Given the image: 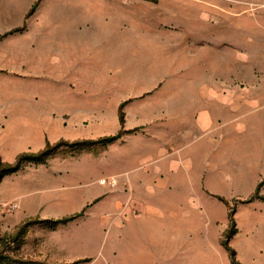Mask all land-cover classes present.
<instances>
[{
	"label": "crops",
	"instance_id": "0c3cea01",
	"mask_svg": "<svg viewBox=\"0 0 264 264\" xmlns=\"http://www.w3.org/2000/svg\"><path fill=\"white\" fill-rule=\"evenodd\" d=\"M134 7L0 0L1 161L118 136L4 175L0 230L77 216L87 264H232L231 232L239 264H264V86L242 101L238 72L167 71Z\"/></svg>",
	"mask_w": 264,
	"mask_h": 264
},
{
	"label": "rangeland",
	"instance_id": "374dc122",
	"mask_svg": "<svg viewBox=\"0 0 264 264\" xmlns=\"http://www.w3.org/2000/svg\"><path fill=\"white\" fill-rule=\"evenodd\" d=\"M134 5L137 13L142 12L144 23L157 26L153 41L159 43L160 64L163 55L171 56L167 71L238 72L240 100H246L247 85L257 88L255 95L263 94L264 0H134ZM162 48L168 55L160 52ZM115 79L112 77V82ZM115 86L112 83V92ZM116 112L122 120V107ZM111 139L63 142L57 147L48 146L42 153H25L18 161L22 166L39 165L61 147L72 155L83 150L99 154L118 138ZM2 170L4 166L0 165V174ZM100 184L110 185V192L118 191L116 182L113 185L106 178ZM75 219L31 220L0 230V264H87V258H73L71 253L85 247L74 242V227L68 224Z\"/></svg>",
	"mask_w": 264,
	"mask_h": 264
},
{
	"label": "trees",
	"instance_id": "16d2710c",
	"mask_svg": "<svg viewBox=\"0 0 264 264\" xmlns=\"http://www.w3.org/2000/svg\"><path fill=\"white\" fill-rule=\"evenodd\" d=\"M120 123L122 124L123 123V119L122 120H120ZM116 137V138H115ZM107 138H109V139H111L112 137L110 136V137H107ZM118 137L117 136H113V138L111 139V140H114V139H117ZM110 140V141H111ZM62 144V143H61ZM61 144H58V145H53V146H60ZM48 146H50V145H48ZM47 146V147H48ZM47 149V148H46ZM45 149V150H46ZM43 152V151H42ZM42 152H40V153H42ZM23 155V154H22ZM22 155H20L17 159H16V161L14 162V163H12V164H7V163H4V162H2L1 161V159H0V165L1 166H4V170H2L1 171V174H0V180H1V178L4 176V175H7V174H11V173H14V172H16V171H18L20 168H21V166L22 165H20V162L18 161V159L22 156ZM46 162V161H45ZM45 162H43V163H45ZM77 216H72V217H68V218H66V219H71V218H76ZM230 221H231V223H233V221H232V218L230 219ZM230 234H231V232L230 233H228L227 235H226V237H225V240H224V246L226 247V249H227V251H228V253H229V256H230V259H231V262H232V264H239L238 263V261L236 260V256H235V252H234V250H232L229 246H228V244H227V242H226V240L229 238V236H230Z\"/></svg>",
	"mask_w": 264,
	"mask_h": 264
},
{
	"label": "bare ground",
	"instance_id": "6f19581e",
	"mask_svg": "<svg viewBox=\"0 0 264 264\" xmlns=\"http://www.w3.org/2000/svg\"><path fill=\"white\" fill-rule=\"evenodd\" d=\"M103 182V181H102Z\"/></svg>",
	"mask_w": 264,
	"mask_h": 264
}]
</instances>
